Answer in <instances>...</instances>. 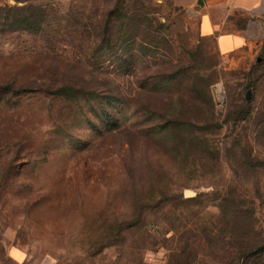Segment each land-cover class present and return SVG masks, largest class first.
I'll use <instances>...</instances> for the list:
<instances>
[{"label": "rangeland", "instance_id": "1", "mask_svg": "<svg viewBox=\"0 0 264 264\" xmlns=\"http://www.w3.org/2000/svg\"><path fill=\"white\" fill-rule=\"evenodd\" d=\"M0 264H264V50L180 0H0Z\"/></svg>", "mask_w": 264, "mask_h": 264}, {"label": "crops", "instance_id": "2", "mask_svg": "<svg viewBox=\"0 0 264 264\" xmlns=\"http://www.w3.org/2000/svg\"><path fill=\"white\" fill-rule=\"evenodd\" d=\"M198 16L203 39H214L223 57L264 50V0H180Z\"/></svg>", "mask_w": 264, "mask_h": 264}, {"label": "trees", "instance_id": "3", "mask_svg": "<svg viewBox=\"0 0 264 264\" xmlns=\"http://www.w3.org/2000/svg\"><path fill=\"white\" fill-rule=\"evenodd\" d=\"M6 14L9 16L10 14H12V10H5ZM16 23L19 24V26L21 27H29L28 25V21L25 18H22L20 20H16ZM81 91L76 90L75 88L71 87V86H63L59 89H57L55 91V94L58 96H62V97H67L69 99L75 100L77 99V95L80 93ZM91 95H93L94 97H97V95L94 93H90Z\"/></svg>", "mask_w": 264, "mask_h": 264}, {"label": "water", "instance_id": "4", "mask_svg": "<svg viewBox=\"0 0 264 264\" xmlns=\"http://www.w3.org/2000/svg\"><path fill=\"white\" fill-rule=\"evenodd\" d=\"M258 61L260 62L261 59H259ZM249 99H250V92H248V94H247V100H249ZM185 195H186L187 197H190V196L193 195V193L190 192V191H188V192L185 193Z\"/></svg>", "mask_w": 264, "mask_h": 264}]
</instances>
